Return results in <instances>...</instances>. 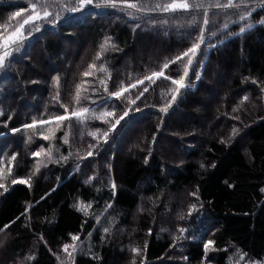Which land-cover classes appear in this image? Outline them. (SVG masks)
I'll use <instances>...</instances> for the list:
<instances>
[{
    "label": "trees",
    "instance_id": "16d2710c",
    "mask_svg": "<svg viewBox=\"0 0 264 264\" xmlns=\"http://www.w3.org/2000/svg\"><path fill=\"white\" fill-rule=\"evenodd\" d=\"M56 1L0 68V264H59L73 236L74 264H264V5L220 30L212 1ZM27 2L0 0V36Z\"/></svg>",
    "mask_w": 264,
    "mask_h": 264
},
{
    "label": "rangeland",
    "instance_id": "374dc122",
    "mask_svg": "<svg viewBox=\"0 0 264 264\" xmlns=\"http://www.w3.org/2000/svg\"><path fill=\"white\" fill-rule=\"evenodd\" d=\"M26 1H28V2H27L25 7H21L19 9L15 10L8 17L9 20H13V24L7 25L3 28L1 36H0V43L3 44L5 39H7L8 37H11L13 35V33L17 32V30L20 28V25L23 23V21L25 19H27L29 15L32 14L31 4L34 2H37V0H26ZM60 1H63V0H60ZM207 1L215 2V4H217V3L224 4V3L228 2V0H203V1H200V3L206 4ZM55 2L59 3V1H56V0H39V4H43L49 12L51 11V5ZM233 3L236 5H239V7L224 8V7L214 6L213 11H210V12L207 11L206 8H204V11L202 12L201 15L204 17V19H208V21L212 20L215 27L220 29V30L221 29H229V27H231L234 24H237L239 27H246V26L247 27H253L256 24V23H253L255 20V17H252V13L254 11H256L255 9H253L254 8L253 5L254 4L264 5V0H233ZM39 4H38V8H39ZM39 10L41 11V15H42L43 9L40 8ZM16 13H20V15H16ZM222 15H224V17ZM242 15L246 16L247 18L245 20H241L240 16H242ZM212 16H214V17L218 16L219 20H216L215 18L212 19L211 18ZM38 21L39 20L34 21V22H30V23H36ZM225 25H227V27H225ZM26 27H27V25H25L24 28L22 30H20L23 37H24V32H25ZM11 28H14V31L8 32V30ZM13 46H14V44L11 45V43H10L9 47L7 49H5L2 45L0 51H5V50L10 51L13 48ZM0 55H2V54H0ZM78 207L86 215H88L90 217L95 216L97 219L96 220L97 222H99L102 219L104 212H105V211H103L102 213L96 212V210L90 204H85L82 202L78 203ZM106 220H108V218H105L101 222V227L104 231H105V229L108 230V227L105 225ZM76 237H78L79 239L73 240L70 244H68V245H73L74 247H69L68 252H65L64 248L62 249V254H61L59 264H74V256H75L76 252L84 244L83 239H80L79 236H76ZM69 252L72 254L71 257H69V255H68ZM230 264H257V262L255 260L251 259L250 257H247L245 255H241L240 253L236 252L232 256V258L230 259Z\"/></svg>",
    "mask_w": 264,
    "mask_h": 264
},
{
    "label": "snow or ice",
    "instance_id": "6c2138e0",
    "mask_svg": "<svg viewBox=\"0 0 264 264\" xmlns=\"http://www.w3.org/2000/svg\"><path fill=\"white\" fill-rule=\"evenodd\" d=\"M105 2H107V0H105ZM38 4H39V0H37V2H34L31 4V10H32V14L28 16L27 19H25L23 21V23L20 25V28L17 30V32L13 33V35L11 37H8L7 39L4 40L3 42V47L5 49H7L11 44H17L19 42H22V40L24 39L22 33L20 32V30H22L24 28L25 25H28L30 22H34V21H37V20H41V19H47L49 16L52 15V13H50L47 8L43 5V4H39V8H38ZM93 4V0H78V2L75 4V6H72L70 8H68L67 10L70 11V12H77V11H80L82 9H84L86 6L88 5H92ZM97 6H100V5H97ZM128 8H133V9H137L138 11L140 10V8H138L137 4L135 3H129L126 5ZM216 7H224V8H230V7H239V5H236L233 3V0H228L227 3H224V4H219L217 3L215 5ZM156 9H159V10H162L164 12H176L178 10H183V11H189L190 8H195V7H202V5H199V4H193V5H190L187 0H181V2L177 3L176 0H173L172 3H167V4H164V5H160V4H157L156 6ZM40 8L43 9V14L41 15V11L39 10ZM16 15H20V13H16ZM247 17L246 16H240V19L241 20H245ZM166 22V21H165ZM203 23L206 25L209 23L208 19H204ZM225 27H227V25H225ZM38 30V28H37ZM31 31V29L29 30ZM241 31H244V29H241ZM204 43V37L203 35H201L199 38H198V42L194 43L193 46L188 50V52H185L182 54V56H178L177 57V60H180L183 58V56H188L189 53H191V55L194 57L198 51V49L200 48L201 44ZM12 55V52L11 51H8V50H5L3 52L2 55H0V68H3L4 65H5V61L7 60L8 57H10ZM175 61H173L172 63H174ZM192 63V59L189 58L188 60V65H191ZM168 64H165L164 65V68H168ZM90 73H85V75H89ZM153 75L155 76H162L163 75V72H158V73H154ZM188 75V72H187V69H185L184 71V74H183V77L179 80H173L172 82L174 84H177L179 86V88H184L186 87L187 85H185L184 83V77H187ZM147 79L151 80V77H147ZM143 81H140V83H142ZM136 85H132V87H135ZM179 89H177L178 91ZM123 91H127V89H123ZM144 91H147V89H145ZM143 93H141L142 95ZM112 95L116 96V97H120L122 95V92H115L113 93ZM173 99H175V97H173ZM247 99V98H245ZM166 111V109H164ZM89 111V109L85 108V109H82L81 111H74L72 113V116H75V117H78V118H82L84 116L85 113H87ZM2 114V113H0ZM105 115H111V113H106ZM125 115H127V113H125ZM65 119H68L67 116H57L55 117V120L57 121H62V120H65ZM124 119L123 116L120 117V120ZM120 120H117L116 121V124H119L120 123ZM40 123H48V121H40ZM25 127L27 128H33L35 127V122L31 125H25ZM115 127V126H113ZM16 131H19V129H16ZM235 132V130H234ZM92 135H95L94 133ZM45 139H47V137H45ZM33 155L35 156H38L40 155V153H34ZM92 155V153L90 152L89 153V156ZM13 159H15V157H13ZM13 183H24L25 181L21 180V181H16V180H13L12 181ZM115 184H113V188H115ZM193 196H195L196 194L195 193H192ZM105 231H107V229H105ZM181 231H183V229H181ZM73 240H77L79 239L78 237L76 236H73L72 237ZM213 244L212 241H209L208 243H206L204 245L205 247V250L207 252V250L210 248V246ZM69 247H74L73 245H65L64 246V251L65 252H68V249ZM69 257H71V253L69 252L68 253Z\"/></svg>",
    "mask_w": 264,
    "mask_h": 264
}]
</instances>
